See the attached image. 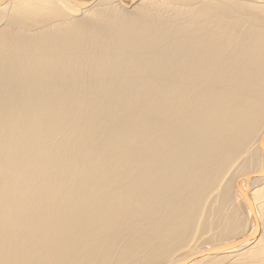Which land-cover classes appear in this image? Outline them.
Segmentation results:
<instances>
[{
	"label": "bare ground",
	"instance_id": "6f19581e",
	"mask_svg": "<svg viewBox=\"0 0 264 264\" xmlns=\"http://www.w3.org/2000/svg\"><path fill=\"white\" fill-rule=\"evenodd\" d=\"M183 263L264 264V0H0V264Z\"/></svg>",
	"mask_w": 264,
	"mask_h": 264
},
{
	"label": "rangeland",
	"instance_id": "374dc122",
	"mask_svg": "<svg viewBox=\"0 0 264 264\" xmlns=\"http://www.w3.org/2000/svg\"><path fill=\"white\" fill-rule=\"evenodd\" d=\"M220 189V190H219ZM224 191V187H222V188H218L216 191H215V199H214V201H213V198L211 197L210 199L212 200H209V201H211L212 203H210V205H206L208 208H207V213L205 212L206 211V209H204V212L202 213V215L201 216H198V218H197V220H198V226L196 225V227H197V229H196V231H195V238L194 239H198V237H200V236H202V237H200V238H202V240H203V238H204V240H203V242H206L205 241V239L209 242H211V243H220L221 241H223L224 239L221 237V236H219L218 237V233L217 234H214V235H216V236H211L210 234H212V233H215L214 231H216V229H214V227H215V225L213 224V223H215V218H214V215L213 214H211L209 211H208V209H209V206H211V207H213V208H215V206L217 207L218 205H220V201H221V196H222V192ZM218 193V194H217ZM214 197V196H213ZM209 201L207 202L208 204H209ZM214 202V203H213ZM206 203V204H207ZM206 208V207H205ZM206 213V214H205ZM209 213V214H208ZM207 214L210 216H207ZM205 216H207V217H205ZM208 223V225H206ZM195 227V228H196ZM203 228H205V229H208L209 230V233H207V231L205 230V231H202V230H204ZM200 229H202V230H200ZM211 229H212V231H211ZM214 229V230H213ZM199 230H200V233H202V235L200 234V233H198L199 232ZM197 232V233H196ZM211 232V233H210ZM196 234H197V236H198V234H199V236L198 237H196ZM211 236V237H210ZM208 238V239H207ZM212 238V239H211ZM211 239V240H210ZM203 244H205V243H203Z\"/></svg>",
	"mask_w": 264,
	"mask_h": 264
},
{
	"label": "water",
	"instance_id": "95a60500",
	"mask_svg": "<svg viewBox=\"0 0 264 264\" xmlns=\"http://www.w3.org/2000/svg\"><path fill=\"white\" fill-rule=\"evenodd\" d=\"M242 241H244V240L233 242V243H231L229 245L221 247L219 250L210 251V253H217V252H223V251H226V250H230V249L235 248L236 246H238Z\"/></svg>",
	"mask_w": 264,
	"mask_h": 264
}]
</instances>
